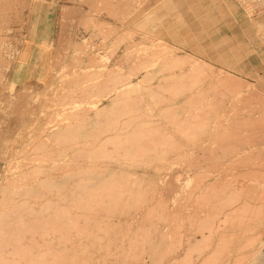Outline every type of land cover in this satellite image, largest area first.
<instances>
[{"label":"rangeland","instance_id":"1","mask_svg":"<svg viewBox=\"0 0 264 264\" xmlns=\"http://www.w3.org/2000/svg\"><path fill=\"white\" fill-rule=\"evenodd\" d=\"M237 238L264 260V0H0V264Z\"/></svg>","mask_w":264,"mask_h":264},{"label":"bare ground","instance_id":"2","mask_svg":"<svg viewBox=\"0 0 264 264\" xmlns=\"http://www.w3.org/2000/svg\"><path fill=\"white\" fill-rule=\"evenodd\" d=\"M153 69V68H152ZM154 71V70H153ZM127 87V86H126ZM123 88V87H122ZM91 101V100H90ZM89 101V102H90ZM76 106V105H75ZM96 107V106H95ZM176 115V114H175ZM146 134V133H145ZM145 136V135H144ZM134 142H135V140H134ZM141 145H142V143H140ZM246 195H247V193H246ZM249 195V194H248ZM247 197V196H246ZM248 212H249V210H248ZM239 213H241V212H239ZM238 213V214H239ZM233 215V214H232ZM241 215V214H240ZM238 216V215H237ZM242 217V216H241ZM258 218V217H257ZM182 220V219H181ZM245 220V219H244ZM261 220V219H260ZM259 220V221H260ZM226 221V220H225ZM244 222V221H243ZM252 222V221H251ZM256 222V221H255ZM224 223V222H223ZM229 223H231L230 221H229ZM253 223V222H252ZM244 224V223H243ZM219 225V224H218ZM223 225H225V224H223ZM222 225V226H223ZM228 226H229V224H228ZM243 227V226H242ZM208 230H210V232L209 233H211L212 234V232L214 231V229H218L216 226L214 227V228H212V225H209L208 226V228H207ZM249 229V228H248ZM247 229V230H248ZM221 231H223V230H221ZM225 231V230H224ZM229 231V230H228ZM230 231H233V230H230ZM208 233V232H207ZM232 233V232H231ZM250 233V232H249ZM201 235H202V233H201ZM212 236H214V235H212ZM221 236H222V234H221ZM202 237V236H201ZM239 237V236H238ZM186 238H188V237H186ZM194 238V237H193ZM205 238V237H204ZM203 239V238H202ZM206 239V238H205ZM207 239H210V238H207ZM218 239V238H217ZM216 239V240H217ZM191 240V239H190ZM212 240V239H211ZM218 241H219V239H218ZM254 242H256L255 240H253L252 241V243H254ZM188 243V242H187ZM251 243V244H252ZM261 243V242H260ZM189 244V243H188ZM201 243H199V245H200ZM212 244V243H211ZM243 239L242 238H237V239H235V240H233V241H231V242H223L222 243V247L224 248V249H226V250H229V251H226V255H223V262L221 263V264H241V262H239V261H235V262H231L232 261V257L233 256H235V258H236V260L237 259H245V258H253V259H251L249 262H248V264H264V260H262V259H257L258 258V255H257V258H255L256 257V255H255V252L253 251V250H249V251H247V250H243ZM250 244V245H251ZM201 246V245H200ZM217 246V245H216ZM261 246V245H260ZM259 246V247H260ZM182 248V247H181ZM191 248V247H190ZM253 249V248H252ZM199 250V249H198ZM180 251V250H179ZM181 251H183V250H181ZM201 251V250H200ZM259 251H261V250H259ZM222 252V251H221ZM220 252V253H221ZM212 253V252H211ZM258 253H260V252H258ZM262 253V252H261ZM189 254V253H188ZM213 254V253H212ZM217 255V254H216ZM260 255V254H259ZM177 257V256H176ZM260 257V256H259ZM226 258V259H225ZM190 259V258H189ZM226 260V261H225ZM203 261V260H202ZM213 261V260H212ZM218 261V260H217ZM216 261V262H217ZM222 261V260H221ZM215 262V263H216ZM167 263V262H166ZM246 264V263H245Z\"/></svg>","mask_w":264,"mask_h":264}]
</instances>
